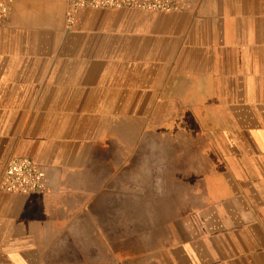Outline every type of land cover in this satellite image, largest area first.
Segmentation results:
<instances>
[{
  "label": "crops",
  "instance_id": "0c3cea01",
  "mask_svg": "<svg viewBox=\"0 0 264 264\" xmlns=\"http://www.w3.org/2000/svg\"><path fill=\"white\" fill-rule=\"evenodd\" d=\"M12 0L0 26V264H264V0L86 10Z\"/></svg>",
  "mask_w": 264,
  "mask_h": 264
},
{
  "label": "built area",
  "instance_id": "2783aa9c",
  "mask_svg": "<svg viewBox=\"0 0 264 264\" xmlns=\"http://www.w3.org/2000/svg\"><path fill=\"white\" fill-rule=\"evenodd\" d=\"M12 0H0V26L11 11ZM136 9L161 13L192 9L191 0H71L66 9V27L73 29L86 10ZM0 191L8 194H33L46 191V172L33 160L13 157L0 181Z\"/></svg>",
  "mask_w": 264,
  "mask_h": 264
}]
</instances>
